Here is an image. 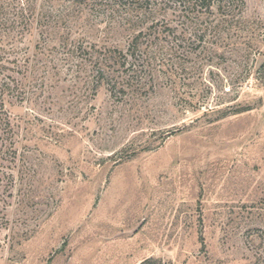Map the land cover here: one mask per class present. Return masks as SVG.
<instances>
[{"label": "rangeland", "instance_id": "rangeland-1", "mask_svg": "<svg viewBox=\"0 0 264 264\" xmlns=\"http://www.w3.org/2000/svg\"><path fill=\"white\" fill-rule=\"evenodd\" d=\"M132 4L0 0V264H264V0Z\"/></svg>", "mask_w": 264, "mask_h": 264}, {"label": "trees", "instance_id": "trees-1", "mask_svg": "<svg viewBox=\"0 0 264 264\" xmlns=\"http://www.w3.org/2000/svg\"><path fill=\"white\" fill-rule=\"evenodd\" d=\"M74 1H78V0H74ZM165 1H167L168 3L174 4L176 6H180L184 10H187L193 7L199 8L202 10L210 6L208 5L205 7L207 2H210L211 0H161V2H165ZM139 4H144V5L149 4V6L153 5L152 0H135V4L130 5V7L136 8L137 6H139ZM219 8H220V5H219ZM139 37L140 35L134 38L135 42H132L130 48H135L138 51V45H135V43ZM0 68L3 69L2 67ZM2 76H5V75L1 74V70H0V133L3 131H7V129L10 128V122H9L8 115L5 110V96L8 93H10L12 90L11 82L8 81L10 80L11 77H6V76L2 77ZM139 264H170V263H166L162 259L150 257V258L143 260Z\"/></svg>", "mask_w": 264, "mask_h": 264}]
</instances>
